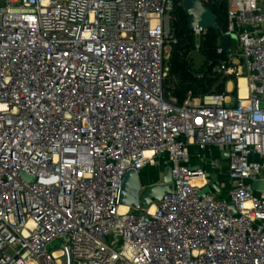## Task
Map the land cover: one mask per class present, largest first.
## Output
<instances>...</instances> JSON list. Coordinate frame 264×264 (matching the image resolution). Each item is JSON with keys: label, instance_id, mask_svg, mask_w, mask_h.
Here are the masks:
<instances>
[{"label": "built area", "instance_id": "2783aa9c", "mask_svg": "<svg viewBox=\"0 0 264 264\" xmlns=\"http://www.w3.org/2000/svg\"><path fill=\"white\" fill-rule=\"evenodd\" d=\"M226 1L236 86L179 104L183 0H0V264H264V0ZM166 167L153 210L119 204Z\"/></svg>", "mask_w": 264, "mask_h": 264}, {"label": "trees", "instance_id": "16d2710c", "mask_svg": "<svg viewBox=\"0 0 264 264\" xmlns=\"http://www.w3.org/2000/svg\"><path fill=\"white\" fill-rule=\"evenodd\" d=\"M213 13L216 25L204 28L205 37L200 52L205 55L204 64L193 70L191 53L195 47L194 32L188 28V17L182 7L176 9L177 44L173 46L170 59V73L167 85L177 97L179 104H183L191 91L194 97L212 93H226L228 78L222 77L216 68L225 56L217 52L220 39L227 32L228 2L222 0L217 3L211 0H202ZM236 93V91L234 92Z\"/></svg>", "mask_w": 264, "mask_h": 264}, {"label": "water", "instance_id": "95a60500", "mask_svg": "<svg viewBox=\"0 0 264 264\" xmlns=\"http://www.w3.org/2000/svg\"><path fill=\"white\" fill-rule=\"evenodd\" d=\"M182 8L188 17V28L194 30L196 27H203L202 19L205 13L211 12L202 0H183ZM236 39V35L232 33H225L222 37V47L225 52L230 50V41ZM143 184L136 171L131 170L127 173L120 191L119 204L134 207L136 209L140 206L146 208L161 201L164 196L173 191L172 189V174L171 168L166 167L161 173V182L151 184L142 192ZM255 190H264V183L262 181H255L253 183ZM221 190L218 178L215 173L211 174V182L209 186L203 188L199 192V196L205 197L207 194Z\"/></svg>", "mask_w": 264, "mask_h": 264}, {"label": "rangeland", "instance_id": "374dc122", "mask_svg": "<svg viewBox=\"0 0 264 264\" xmlns=\"http://www.w3.org/2000/svg\"><path fill=\"white\" fill-rule=\"evenodd\" d=\"M211 1H214V2H221L222 0H211ZM202 25L205 27V28H209V27H214L216 25V22H215V17L213 15L212 12H207L204 14L203 16V19H202ZM204 37H205V34H201V35H195L194 34V38H195V47H194V50L193 52L191 53V66L193 68V70H198L205 62V55L203 53L200 52V47H201V44L204 40ZM232 43H234V40H232ZM172 49L173 47L171 48L170 50V56H169V59L167 60V64H168V67L170 69V66H169V62H170V59H171V52H172ZM169 73H170V70L168 71V80H169ZM236 86V84L234 85V87ZM239 86H240V83H239ZM230 87V82H227L226 84V88H229ZM233 97L235 99V94H233ZM236 101V99L234 100V102ZM147 173V177H144L143 178L145 179V182L149 181V176H153L155 177V175L157 174V167H150L148 169V171L146 170ZM144 173V175H145ZM228 181H226V183H224V187H227L228 186ZM61 247V242L59 240L55 241L54 244H53V249H59ZM51 249V247H50Z\"/></svg>", "mask_w": 264, "mask_h": 264}, {"label": "bare ground", "instance_id": "6f19581e", "mask_svg": "<svg viewBox=\"0 0 264 264\" xmlns=\"http://www.w3.org/2000/svg\"><path fill=\"white\" fill-rule=\"evenodd\" d=\"M239 83H240V86H239V88H240V96L241 97H245L246 96V94H247V87H246V79L244 78V77H242L240 80H239ZM197 183H200V181H196ZM153 206H152V208H151V210H153ZM128 210V208H126L125 206H122L121 207V211L122 212H125V211H127Z\"/></svg>", "mask_w": 264, "mask_h": 264}, {"label": "crops", "instance_id": "0c3cea01", "mask_svg": "<svg viewBox=\"0 0 264 264\" xmlns=\"http://www.w3.org/2000/svg\"><path fill=\"white\" fill-rule=\"evenodd\" d=\"M232 40H233V39H232ZM232 40L230 41V47H234V45L236 44L235 40H234V43H232ZM233 88H234V84L231 82V83H230V87L227 88V89H233ZM212 153H213V155L216 154V153H217V150H213ZM159 172H160V171L157 170V174L155 175V177H156V176H159V175H158Z\"/></svg>", "mask_w": 264, "mask_h": 264}]
</instances>
